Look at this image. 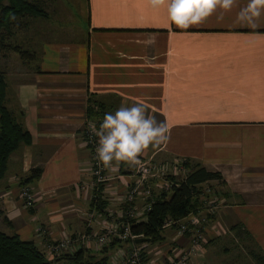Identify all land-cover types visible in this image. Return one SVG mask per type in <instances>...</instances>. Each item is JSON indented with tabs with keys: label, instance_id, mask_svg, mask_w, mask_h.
<instances>
[{
	"label": "crops",
	"instance_id": "crops-1",
	"mask_svg": "<svg viewBox=\"0 0 264 264\" xmlns=\"http://www.w3.org/2000/svg\"><path fill=\"white\" fill-rule=\"evenodd\" d=\"M37 1L46 13L71 17L59 0ZM74 3L77 26L44 27L34 34L39 40L23 41L35 58L13 75L27 79L6 90L30 144L10 155L0 181V231L32 241L47 260L49 246L62 238L101 232L124 209L118 198L130 183V165L113 161L108 182L87 189L93 178L84 129L91 121L99 130L104 114L122 104L142 103L147 115L167 121L169 139L140 158H185L186 170L198 165L221 175L222 184L205 183L217 187L221 203L204 227L206 242L187 264H264V14L251 27L237 22L247 4L237 0L230 11L218 9L205 23L178 29L164 8L154 10L148 0ZM34 168H41L40 177L21 185ZM22 186L33 195L30 208L18 198ZM91 211L96 218L87 228ZM163 237L164 248L142 242L150 264L166 261L172 248H189L187 236L175 237L173 229ZM118 243L105 264L129 251L131 243ZM80 248L55 261L68 264L63 257ZM83 248L95 262L104 256L105 247Z\"/></svg>",
	"mask_w": 264,
	"mask_h": 264
},
{
	"label": "built area",
	"instance_id": "built-area-1",
	"mask_svg": "<svg viewBox=\"0 0 264 264\" xmlns=\"http://www.w3.org/2000/svg\"><path fill=\"white\" fill-rule=\"evenodd\" d=\"M97 126L94 122H87L84 129V144L91 151L90 175L93 181L86 188L97 191L100 186L108 182L109 177L106 174V167L96 159V148L98 146V137L90 125ZM98 130V129H97ZM139 164H130L131 180L127 186L125 194L118 198V205L123 207L115 215L110 216V220L105 222V226L99 233L84 232L75 239L67 236L60 241L49 246L48 252L50 259L48 264H58L55 258L61 256L65 251L79 247H88L94 243L97 248L103 249L109 246L114 239L122 243H131L127 253L117 252L112 258L110 264H150L143 257V248L141 245L133 243L141 236L133 235L131 232V222H146L148 214L155 203V192L171 193L174 187H178L180 181L184 180L188 170H186V160L176 159L173 161H157L154 158L142 159L138 157ZM200 208L197 212L186 215L183 219L172 220L167 218L163 223L162 229H174L175 237L187 236L189 239V248L176 250L172 248L173 254L166 256L164 262L160 264H187L191 257L196 256L201 246L206 242L204 227L208 223V217L215 214L220 206V194L211 189V186L203 184L199 190ZM23 207L30 208L33 203V195L30 189L22 186L18 194ZM141 200L140 208L136 201ZM96 218V211L86 214L85 222L87 228ZM174 227V228H173ZM52 257V258H51ZM70 264V263H68ZM72 264V263H71Z\"/></svg>",
	"mask_w": 264,
	"mask_h": 264
},
{
	"label": "trees",
	"instance_id": "trees-1",
	"mask_svg": "<svg viewBox=\"0 0 264 264\" xmlns=\"http://www.w3.org/2000/svg\"><path fill=\"white\" fill-rule=\"evenodd\" d=\"M47 16L45 9L37 0H0V49L15 52L26 63L32 62L35 58L33 52L17 45L11 46L6 40L12 35L16 24L19 22L20 25L19 20L46 19ZM23 27H27V24L25 23ZM6 90V77L0 70V181L6 173L10 155L20 145L30 144L29 133L19 122L16 114L5 105ZM89 114L93 115L90 110ZM187 170L185 179L180 181L179 186L174 187L171 193L162 192L156 195L146 222H131L133 235L141 236L151 245L160 243L164 239L162 226L167 218L176 221L189 213L197 212L200 208L198 197L201 186L208 182L222 184L221 175L217 172H209L198 165L189 164ZM41 172V168L31 169L21 180V185H28L37 180ZM117 244L118 241L114 240L105 247L102 250L104 256L96 262L83 247L72 255L64 256L63 259L70 264H105L107 252ZM0 264H48V260L32 241H23L15 234L9 236L0 231Z\"/></svg>",
	"mask_w": 264,
	"mask_h": 264
},
{
	"label": "clouds",
	"instance_id": "clouds-1",
	"mask_svg": "<svg viewBox=\"0 0 264 264\" xmlns=\"http://www.w3.org/2000/svg\"><path fill=\"white\" fill-rule=\"evenodd\" d=\"M154 10L164 8L168 20L178 29H189L205 23L218 9L230 11L237 0H148ZM223 12L217 17L223 19ZM264 14V0H247V4L237 12V22L256 24ZM142 103L121 105L114 112L104 114L99 125H90L98 139L96 159L104 167H112L113 161L139 164L138 157L150 146L159 147L167 143L166 120H157L146 114Z\"/></svg>",
	"mask_w": 264,
	"mask_h": 264
},
{
	"label": "rangeland",
	"instance_id": "rangeland-1",
	"mask_svg": "<svg viewBox=\"0 0 264 264\" xmlns=\"http://www.w3.org/2000/svg\"><path fill=\"white\" fill-rule=\"evenodd\" d=\"M59 1L63 2V4L67 8L68 13L71 14V17H69V18L60 17L59 18V15H57L55 17L52 15V12H50L49 9L47 8V14L50 15L48 21H42V22H35L34 21L32 23L31 21H28L30 18L19 20L21 22L20 25H22V26L19 25V22H18V24H16L12 35L10 36V38H8V40H6L7 41L6 43L11 45V46L17 45L20 48L25 49L26 47L28 48V43L24 44L23 41L28 40V39L30 40L31 39L30 37H32V39H33V40H30L31 42L32 41L35 42L37 39L39 40V37H37V38L34 37V34L37 31H41L44 27H48V28L50 27L52 29H54V28L58 29L59 27H62V26H69V27L77 26L80 19L76 18L74 15V12H75L74 0H59ZM25 23L27 24L28 27H23ZM41 33H42V31L38 32L37 34L41 35ZM29 51H32V50H29ZM28 64H30V63H26V62L22 61L20 59L19 55L16 54L15 52L3 51L2 49H0V70L4 73V75L6 77L7 88H9L13 83L22 82V81H25L27 79V77H24V76L14 77L13 75H17L22 70H24V68H27ZM6 95H7V93H6ZM5 98H7V97H5ZM5 105L8 107V109L15 110V108H13V106L9 105L8 99H5ZM177 159H185V158H177ZM215 188H217V187L211 186V189L218 193L219 190L215 189ZM173 233H175L174 229H173ZM165 243H168V242H165ZM165 243L162 241L160 242V245L162 248H164V245H166ZM170 248H171V246L169 247V249ZM241 249H242V244H241V246H239L238 250H240V252L242 253L241 255L244 256L246 252L243 251L244 249L243 250H241Z\"/></svg>",
	"mask_w": 264,
	"mask_h": 264
},
{
	"label": "water",
	"instance_id": "water-1",
	"mask_svg": "<svg viewBox=\"0 0 264 264\" xmlns=\"http://www.w3.org/2000/svg\"><path fill=\"white\" fill-rule=\"evenodd\" d=\"M145 240H146V239H143V238L136 239V240H135V243H136V244H139V243L144 242Z\"/></svg>",
	"mask_w": 264,
	"mask_h": 264
}]
</instances>
